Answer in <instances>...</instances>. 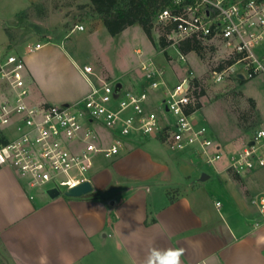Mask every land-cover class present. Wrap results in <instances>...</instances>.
<instances>
[{
	"label": "crops",
	"instance_id": "crops-1",
	"mask_svg": "<svg viewBox=\"0 0 264 264\" xmlns=\"http://www.w3.org/2000/svg\"><path fill=\"white\" fill-rule=\"evenodd\" d=\"M0 47H7L5 41ZM137 67L110 81L148 89ZM84 75L86 85L77 96L59 104L91 90ZM149 92V107L160 109L161 92ZM32 99L58 103L48 96ZM121 154L112 161L97 159L90 174L93 191L81 197L51 198L12 168L0 166L3 263L164 264L168 250L183 249L180 264H264V216L237 188L226 163L213 170L224 174L228 201L205 186L212 174L192 150L175 152L158 136L136 135L126 140ZM204 173L208 177L201 180Z\"/></svg>",
	"mask_w": 264,
	"mask_h": 264
},
{
	"label": "built area",
	"instance_id": "built-area-1",
	"mask_svg": "<svg viewBox=\"0 0 264 264\" xmlns=\"http://www.w3.org/2000/svg\"><path fill=\"white\" fill-rule=\"evenodd\" d=\"M155 22L173 25L166 34L167 47H175L186 63L189 53L180 50L185 40L223 49L231 63L213 71L216 83L229 76L249 80L264 72L256 52L264 42V0H169ZM84 29L83 24H77L72 32ZM43 46L34 43L25 53ZM136 52L142 54L140 49ZM139 67L148 88L161 92L160 112L149 107L147 89L137 91L121 83L116 91L119 81L102 78L74 102L34 101L25 56L0 47V166L12 168L33 189H70L91 181L97 159L121 154L126 140L136 135L158 136L175 152L192 150L208 165L223 159L220 143L196 119L199 86L195 78L189 75L172 85L153 58L141 61ZM83 73L97 76L91 65L84 66ZM226 158L227 169L240 175L264 167V126L254 132L246 146ZM254 202L264 216V192Z\"/></svg>",
	"mask_w": 264,
	"mask_h": 264
},
{
	"label": "rangeland",
	"instance_id": "rangeland-1",
	"mask_svg": "<svg viewBox=\"0 0 264 264\" xmlns=\"http://www.w3.org/2000/svg\"><path fill=\"white\" fill-rule=\"evenodd\" d=\"M89 3L90 0H0V44L5 41L8 48L21 51L26 65L30 63L27 79L32 96H48L58 103L76 97L78 88L86 85L84 73L80 72L86 65H91L100 76L86 75L91 84L99 83L100 78L110 81L117 75L132 74L141 61L151 58L165 70L166 77L171 74L172 85L183 77L193 76L199 83L196 119L211 129L224 152L223 159L203 165L212 174L205 186L228 201L224 174H217L213 168L224 169L226 163L231 176L226 156L241 150L254 132L264 126V72L249 80L229 76L216 83L213 71L229 62L223 49L202 46L200 53L189 52L186 63L180 60L175 47L155 48L139 25L110 35ZM77 24H83L85 29L72 32ZM160 33L157 25L153 31L157 41ZM37 42L44 44L43 48L26 54L27 48ZM137 49L142 51L141 55ZM256 52L264 64V42ZM137 69L142 74L140 67ZM122 155L102 156L100 161H112ZM241 176L240 181L232 178L235 185L263 216L254 200L264 192V168Z\"/></svg>",
	"mask_w": 264,
	"mask_h": 264
},
{
	"label": "trees",
	"instance_id": "trees-1",
	"mask_svg": "<svg viewBox=\"0 0 264 264\" xmlns=\"http://www.w3.org/2000/svg\"><path fill=\"white\" fill-rule=\"evenodd\" d=\"M168 3L169 0H90L89 5L110 35L116 36L131 26L139 25L154 47L162 50L168 46L166 34L171 31L173 25L160 26L161 33L158 41L155 39L153 31L157 26L155 22L157 15ZM180 50L186 54L189 52L200 53L202 45L198 41L188 39L182 42ZM222 67L223 65L220 66V68ZM194 80L198 85V79ZM199 106L200 104L195 109L198 110ZM229 172L232 173V178L240 179V174L231 170ZM0 264H4L1 258Z\"/></svg>",
	"mask_w": 264,
	"mask_h": 264
},
{
	"label": "water",
	"instance_id": "water-1",
	"mask_svg": "<svg viewBox=\"0 0 264 264\" xmlns=\"http://www.w3.org/2000/svg\"><path fill=\"white\" fill-rule=\"evenodd\" d=\"M241 78L243 76H240ZM121 82H119L116 86V91H118L121 88ZM253 142H250V145H252ZM208 177V174H203L201 176V180H205ZM93 191V185L91 181H85L82 184L68 189L67 186H61L60 189L58 188H52L48 190V194L51 198H55L60 196L61 194L68 196V197H81L84 196L90 192Z\"/></svg>",
	"mask_w": 264,
	"mask_h": 264
},
{
	"label": "clouds",
	"instance_id": "clouds-1",
	"mask_svg": "<svg viewBox=\"0 0 264 264\" xmlns=\"http://www.w3.org/2000/svg\"><path fill=\"white\" fill-rule=\"evenodd\" d=\"M171 254V255H169ZM183 254V249H170L166 253L164 264H180V256ZM171 258V259H169ZM149 264H153V261H149Z\"/></svg>",
	"mask_w": 264,
	"mask_h": 264
}]
</instances>
